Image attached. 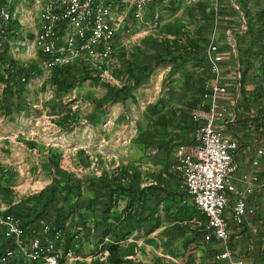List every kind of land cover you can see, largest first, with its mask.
Here are the masks:
<instances>
[{"label":"rangeland","instance_id":"1","mask_svg":"<svg viewBox=\"0 0 264 264\" xmlns=\"http://www.w3.org/2000/svg\"><path fill=\"white\" fill-rule=\"evenodd\" d=\"M240 3L249 27L241 96L253 139L264 133V0ZM104 5L116 30L110 59L48 67L0 41L3 196L28 222L79 236L85 253L92 238L108 236L110 264H212L204 217L186 198L172 151L200 103L204 53L226 21L225 3L147 0L139 18L137 0ZM22 33L20 42L32 41L28 26Z\"/></svg>","mask_w":264,"mask_h":264},{"label":"built area","instance_id":"2","mask_svg":"<svg viewBox=\"0 0 264 264\" xmlns=\"http://www.w3.org/2000/svg\"><path fill=\"white\" fill-rule=\"evenodd\" d=\"M104 1L0 0V41H8L11 52H14V45H20L29 58L48 67L67 65L82 55L110 59L116 30L110 8ZM146 1L137 0L136 17L141 16L142 4ZM18 7L25 8L22 20L17 19ZM25 25L33 33L30 42L19 41ZM224 57L215 43L206 50L205 64L210 81L204 94L207 110L194 117L195 122L202 120L196 135L198 145H179L174 156L186 198L204 217L203 244L218 250L216 263L233 264L232 226L242 228L245 220L256 215L249 198L260 186L258 171L264 163V133L258 132L253 143L249 171L237 175L235 157L240 143L229 134L226 123L219 122L221 103L231 89L222 76ZM235 79L234 102L237 104L241 101L242 71L239 66ZM1 193L0 184V264H110L108 236L92 238L90 251L85 253L80 249L79 236L68 238L67 230L44 219L28 222L2 203ZM91 234L92 237L95 234L93 229Z\"/></svg>","mask_w":264,"mask_h":264},{"label":"crops","instance_id":"3","mask_svg":"<svg viewBox=\"0 0 264 264\" xmlns=\"http://www.w3.org/2000/svg\"><path fill=\"white\" fill-rule=\"evenodd\" d=\"M225 3V11L222 12L223 19L226 21L221 22L218 27L217 36H215V43L224 52V65L222 76L225 83L230 85L229 95L221 103V110L219 112V122L226 123L229 134L237 139L240 143V150L235 157V163L238 167L237 175L249 171V161L252 155L254 141L256 138H249V131L252 129L248 127V107L244 103L243 97L237 104L234 102L236 98V85L235 70L237 66L241 67V50L244 48L248 41V21L245 17L246 11L243 4L240 7L237 5L243 0H222ZM244 41V42H243ZM207 73L206 83L203 89L201 100L197 109L191 113L189 125L182 135V140L177 143L172 151V161L174 169L181 178L177 170L174 152L177 146L184 145L186 147H195L198 145L196 142V135L198 127L202 124V120L195 122L194 117L197 114H202L207 110L204 106V94L206 85L210 81V75L205 64ZM242 93V82L240 94ZM224 109V110H223ZM257 136V135H256ZM260 173V186L253 196L249 198L250 206L256 210V215L244 221L242 228L232 226L233 236L230 244L231 263L233 264H264V163ZM0 174V178H1ZM182 179V178H181ZM1 183V201L3 204L8 205L10 210L18 213L16 208L17 203H11L3 196L5 189L3 182ZM83 241V240H82ZM211 245H209L210 247ZM210 247L212 264H230V263H216L215 256L219 253L218 250H213ZM85 249H83L84 251ZM197 259V258H196ZM198 264H207L205 261L197 259Z\"/></svg>","mask_w":264,"mask_h":264},{"label":"trees","instance_id":"4","mask_svg":"<svg viewBox=\"0 0 264 264\" xmlns=\"http://www.w3.org/2000/svg\"><path fill=\"white\" fill-rule=\"evenodd\" d=\"M203 222H204V219H203Z\"/></svg>","mask_w":264,"mask_h":264}]
</instances>
